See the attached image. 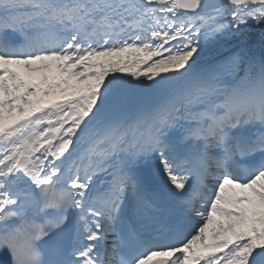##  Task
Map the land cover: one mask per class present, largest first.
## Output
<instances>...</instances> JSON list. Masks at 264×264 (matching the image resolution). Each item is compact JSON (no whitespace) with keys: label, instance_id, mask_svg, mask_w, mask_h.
Returning a JSON list of instances; mask_svg holds the SVG:
<instances>
[{"label":"snow or ice","instance_id":"6c2138e0","mask_svg":"<svg viewBox=\"0 0 264 264\" xmlns=\"http://www.w3.org/2000/svg\"><path fill=\"white\" fill-rule=\"evenodd\" d=\"M0 264H264V0H0Z\"/></svg>","mask_w":264,"mask_h":264}]
</instances>
